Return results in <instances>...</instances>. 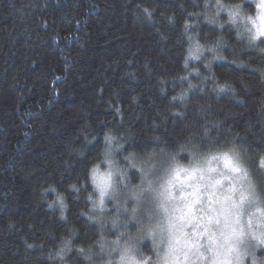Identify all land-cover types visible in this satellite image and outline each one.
I'll return each mask as SVG.
<instances>
[{"label":"trees","instance_id":"obj_1","mask_svg":"<svg viewBox=\"0 0 264 264\" xmlns=\"http://www.w3.org/2000/svg\"><path fill=\"white\" fill-rule=\"evenodd\" d=\"M199 10L190 0H0V264H47L25 246L63 228L46 210L41 186L64 189L82 176L109 129L142 144L154 132L171 141L195 121L264 148V55L230 33L219 50L224 59L214 60L211 72L203 58L196 62L215 80L185 101L173 100L186 87L178 80L187 47L183 25L195 23L188 14ZM214 29L202 24L201 36ZM216 82L234 91L218 96ZM80 146L83 158L69 155ZM68 198L76 219L81 201Z\"/></svg>","mask_w":264,"mask_h":264},{"label":"clouds","instance_id":"obj_2","mask_svg":"<svg viewBox=\"0 0 264 264\" xmlns=\"http://www.w3.org/2000/svg\"><path fill=\"white\" fill-rule=\"evenodd\" d=\"M190 2L200 10L188 14L195 23L183 25L187 47L178 80L186 87L176 101L215 80L196 62L203 58L211 72L213 61L224 59L219 50L227 46V34L264 55V0ZM144 11L151 20V11ZM166 21L175 25L176 15ZM204 23L215 29L202 37ZM212 90L218 96L234 91L221 82ZM80 135L85 145L93 144L88 134ZM134 141L128 132L109 129L82 176L64 189L45 182L43 203L63 228L46 231L44 241H25L26 248L39 250L47 264H264V148L195 121L171 141L155 132L142 144ZM68 152L85 156L84 146ZM69 193L81 201L76 219Z\"/></svg>","mask_w":264,"mask_h":264}]
</instances>
